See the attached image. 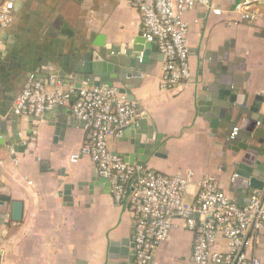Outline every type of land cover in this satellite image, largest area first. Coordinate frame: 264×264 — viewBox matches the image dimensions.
Listing matches in <instances>:
<instances>
[{
  "label": "crops",
  "instance_id": "0c3cea01",
  "mask_svg": "<svg viewBox=\"0 0 264 264\" xmlns=\"http://www.w3.org/2000/svg\"><path fill=\"white\" fill-rule=\"evenodd\" d=\"M239 1L215 0L224 11ZM14 5L13 25L0 30V56L7 54L0 66V264H127L121 251H133L136 215L128 197L121 205L114 202L109 182L90 158L72 162L87 138L86 124L72 106L56 107L33 122L14 114L28 78L47 83L54 64L74 53L82 58L81 76L96 82L107 77L101 86L121 92L126 72L138 70L141 80L128 86L137 116L108 140V148L141 169L139 176L194 172L199 181L208 175L239 206L264 189V120L256 123L264 117L263 19L246 24L230 14L188 13L192 82L185 90L162 91L163 56L145 41L142 16L128 0H16ZM133 48L139 56L126 54ZM109 49L122 51L109 54ZM54 77L66 88L81 85L69 74ZM86 87L91 86L86 82L81 88ZM227 125L238 133L255 128L253 150L240 149L234 158L225 145ZM246 144L242 139L240 145ZM67 187H72L69 197ZM197 192L195 184L186 202L193 203ZM16 202L23 205L17 223L11 218ZM193 241L177 221L152 264H194ZM250 252L264 264V229L252 236Z\"/></svg>",
  "mask_w": 264,
  "mask_h": 264
},
{
  "label": "built area",
  "instance_id": "2783aa9c",
  "mask_svg": "<svg viewBox=\"0 0 264 264\" xmlns=\"http://www.w3.org/2000/svg\"><path fill=\"white\" fill-rule=\"evenodd\" d=\"M128 3L142 16L145 41L156 44L163 56L159 79L162 91L185 90L192 82L188 13L203 9L220 17L230 14L246 24L264 20L261 10L264 0H240L231 11L217 7L215 0H128ZM14 9L13 1L0 0V30L13 25ZM70 105L87 130L86 141L72 155V162L90 158L99 175L109 182L114 202L121 205L128 197L136 215L133 246L136 264H152L156 250L168 241L177 221H182L194 235L192 263L263 264L250 249L252 236L264 229V189L253 194L247 205L239 206L208 175L199 181L194 172L165 176L147 171L139 176L141 169L126 164L108 148V140L120 135L137 116L135 105L116 87L76 90L64 87L54 76L44 83L31 75L14 101V114L41 117L56 107ZM238 132L235 128L231 139ZM11 153L14 156L16 152L12 149ZM136 177L130 192V184ZM195 184H198L195 201L187 203L186 196Z\"/></svg>",
  "mask_w": 264,
  "mask_h": 264
},
{
  "label": "water",
  "instance_id": "95a60500",
  "mask_svg": "<svg viewBox=\"0 0 264 264\" xmlns=\"http://www.w3.org/2000/svg\"><path fill=\"white\" fill-rule=\"evenodd\" d=\"M9 1H13L15 2L16 0H9ZM7 38V37H5ZM156 47L157 45L154 44ZM158 48V47H157ZM109 49L107 50L109 52V54L111 53H120V51H122V49ZM127 55H130V56H139V53H138V49L136 48H133L132 51H128L126 52ZM7 56V54H6ZM5 56V57H6ZM104 56V54H102V57ZM2 57L4 56H0V66L3 62H1L2 60ZM4 57V58H5ZM82 61V58L79 57L76 53H74L73 55H71L70 58H67L65 59L64 63L62 65H57V64H54V68L52 69L53 73L50 75V76H55L57 74H59L60 76H65V75H68L69 76H72V79L77 82V84H81V85H78L79 87L78 90L82 87V84L83 83H88L91 87H101V85H104V84H108V82L110 81L109 78L107 77H101V80L99 82H96L92 77H89V76H81L82 75V72L80 70V63ZM113 63H116V60L112 59L111 60ZM133 65V64H132ZM134 69H140V68H136V66H133ZM58 68H62V73L60 71H57ZM66 72V73H65ZM138 80H141L140 77H139V73H138V70H136L134 73L130 72V71H127L126 72V77H123L122 78V81L124 82V85L126 86V90L122 91L123 94H128V100L133 102L134 101V98L131 96L130 94V89L128 88V86H130L133 83H137L138 81H131L132 79H137ZM254 111H258L256 108L253 109ZM19 117V116H18ZM36 117H30V122H33L35 120ZM20 118H11V117H8L7 118V121H10V120H13V121H16L18 122ZM264 120V117H259L257 120H256V123H261L262 121ZM66 125H67V122H65ZM70 125H73L74 122L73 121H69ZM228 130V133L226 134L227 136V140H226V147L230 150V151H233V157L235 158L237 156V153L239 152L240 149H243L245 151H252L253 150V146L251 145V142L253 141V137H257V134L255 133L253 135V131L255 128H246L244 129L245 132H241V133H238V135L234 138V139H231V134H232V130L235 128L232 127L230 128L228 125L225 126ZM29 129H33L32 126H29ZM15 131H16V136L19 134V129L16 127L15 128ZM242 139H245L247 141V144H246V147H243L242 145H240V142ZM17 142L18 143H21V140L20 138H17ZM159 145H157V148H158ZM15 152L16 149H15ZM237 167V165H234V167ZM71 190H72V187H67L65 189V194H66V197H69L70 194H71ZM22 216H23V205L22 203H19V202H16V203H13V207H12V221L13 222H20L22 220ZM134 250H130V247L129 248H126L124 250L121 251V256L128 260V263L127 264H133L134 263Z\"/></svg>",
  "mask_w": 264,
  "mask_h": 264
}]
</instances>
